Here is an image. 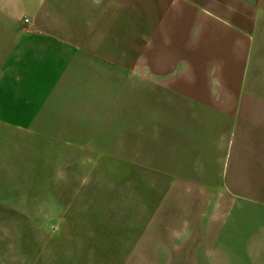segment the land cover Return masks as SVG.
Returning a JSON list of instances; mask_svg holds the SVG:
<instances>
[{
  "label": "rangeland",
  "instance_id": "374dc122",
  "mask_svg": "<svg viewBox=\"0 0 264 264\" xmlns=\"http://www.w3.org/2000/svg\"><path fill=\"white\" fill-rule=\"evenodd\" d=\"M148 91L90 104L109 117L75 135L0 124V264H230L264 249L246 236L257 205L224 184L231 128L206 135L180 98Z\"/></svg>",
  "mask_w": 264,
  "mask_h": 264
},
{
  "label": "crops",
  "instance_id": "0c3cea01",
  "mask_svg": "<svg viewBox=\"0 0 264 264\" xmlns=\"http://www.w3.org/2000/svg\"><path fill=\"white\" fill-rule=\"evenodd\" d=\"M132 86L180 98L206 135L231 128L224 184L264 239V0H0L1 125L75 135ZM252 254L230 264H264Z\"/></svg>",
  "mask_w": 264,
  "mask_h": 264
},
{
  "label": "built area",
  "instance_id": "2783aa9c",
  "mask_svg": "<svg viewBox=\"0 0 264 264\" xmlns=\"http://www.w3.org/2000/svg\"><path fill=\"white\" fill-rule=\"evenodd\" d=\"M29 22V20L27 19V20H25V23H28Z\"/></svg>",
  "mask_w": 264,
  "mask_h": 264
}]
</instances>
